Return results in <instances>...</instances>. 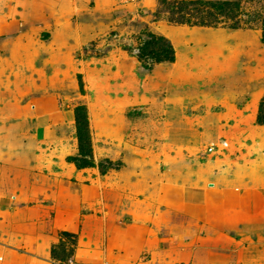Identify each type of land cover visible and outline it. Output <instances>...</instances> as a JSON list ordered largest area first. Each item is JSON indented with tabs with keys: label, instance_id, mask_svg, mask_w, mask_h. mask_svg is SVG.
I'll list each match as a JSON object with an SVG mask.
<instances>
[{
	"label": "rangeland",
	"instance_id": "obj_1",
	"mask_svg": "<svg viewBox=\"0 0 264 264\" xmlns=\"http://www.w3.org/2000/svg\"><path fill=\"white\" fill-rule=\"evenodd\" d=\"M162 1L0 0V264H264V226L188 211L264 189V0H208L241 4L236 30Z\"/></svg>",
	"mask_w": 264,
	"mask_h": 264
},
{
	"label": "crops",
	"instance_id": "obj_2",
	"mask_svg": "<svg viewBox=\"0 0 264 264\" xmlns=\"http://www.w3.org/2000/svg\"><path fill=\"white\" fill-rule=\"evenodd\" d=\"M204 194L197 195L198 203L188 211L190 216L204 221L209 228L231 230L264 226V189L219 191L214 197L208 196L203 208ZM240 253L242 264H257L260 261L257 245H245Z\"/></svg>",
	"mask_w": 264,
	"mask_h": 264
},
{
	"label": "trees",
	"instance_id": "obj_3",
	"mask_svg": "<svg viewBox=\"0 0 264 264\" xmlns=\"http://www.w3.org/2000/svg\"><path fill=\"white\" fill-rule=\"evenodd\" d=\"M166 13L169 21L179 25L200 26V27H218L221 21H230L232 24L230 29L236 30L241 23V4L239 2H212L208 0L194 1H167L163 0L160 3ZM261 20L262 30L264 32V9L263 14L257 18L248 17L249 21ZM264 35V33H263ZM142 53L153 55L158 63H174V49L164 37L150 35V40L145 43ZM151 70L150 67H148ZM258 124L264 125V99L260 104ZM54 260L66 261L65 257H60L55 250L51 252Z\"/></svg>",
	"mask_w": 264,
	"mask_h": 264
},
{
	"label": "built area",
	"instance_id": "obj_4",
	"mask_svg": "<svg viewBox=\"0 0 264 264\" xmlns=\"http://www.w3.org/2000/svg\"><path fill=\"white\" fill-rule=\"evenodd\" d=\"M127 2L129 1V2H136V1H138V0H126Z\"/></svg>",
	"mask_w": 264,
	"mask_h": 264
}]
</instances>
